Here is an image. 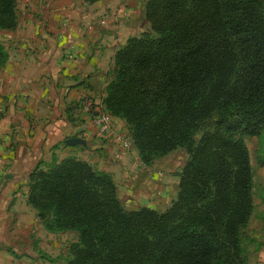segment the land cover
Returning a JSON list of instances; mask_svg holds the SVG:
<instances>
[{
	"label": "trees",
	"instance_id": "16d2710c",
	"mask_svg": "<svg viewBox=\"0 0 264 264\" xmlns=\"http://www.w3.org/2000/svg\"><path fill=\"white\" fill-rule=\"evenodd\" d=\"M144 16L152 34L116 50L103 103L143 164L185 149L175 198L127 210L111 174L65 157L32 169L27 201L46 230L77 233L66 264H245L252 168L234 135L264 129V1L147 0ZM16 24L15 0H0V29Z\"/></svg>",
	"mask_w": 264,
	"mask_h": 264
},
{
	"label": "crops",
	"instance_id": "0c3cea01",
	"mask_svg": "<svg viewBox=\"0 0 264 264\" xmlns=\"http://www.w3.org/2000/svg\"><path fill=\"white\" fill-rule=\"evenodd\" d=\"M81 2H53L42 10L46 22L26 13L1 33L8 58L0 66V264H37L38 249L52 236L27 201L29 174L38 164L87 161L111 174L130 209L163 210L176 196L177 175L160 176L161 165L143 164L134 146L123 150L92 122L104 107L116 50L149 25L144 7L137 0ZM88 95L92 113L78 111ZM115 121L128 132L124 120ZM72 136L83 143L68 144ZM259 256L264 264V246Z\"/></svg>",
	"mask_w": 264,
	"mask_h": 264
},
{
	"label": "rangeland",
	"instance_id": "374dc122",
	"mask_svg": "<svg viewBox=\"0 0 264 264\" xmlns=\"http://www.w3.org/2000/svg\"><path fill=\"white\" fill-rule=\"evenodd\" d=\"M137 1H139L141 6L143 5L145 9L147 0ZM53 2L62 6L67 2V0H15V11L17 18L28 13L31 15V17H35V19L37 18V20L42 17L40 19L44 21L45 18L43 17V11ZM71 2H75L76 5L83 4L81 0H71ZM2 30L3 29H0V45L4 46L1 43V39L5 38L4 35H1V33L4 34ZM145 31L152 34L150 25H148ZM214 123L215 117H209L193 135V141L197 142L202 132L214 128ZM125 129H128L126 124ZM234 137L241 139L244 142L249 154L252 168L251 193L253 200V210L247 224L241 231V243L245 257V264H260L259 250L262 246H264V237L261 236L264 231V129L255 135L236 133ZM187 158L188 154L186 153L185 149L183 147L177 146L163 155L155 156L152 159L151 164L155 162L156 164L161 165V171L159 174L160 176H163L164 172L166 173V176L173 177V175L178 176ZM175 189L176 195L178 187ZM118 197L125 209L133 210L130 209V207L127 205V202H122L121 196ZM49 232L52 233V236L49 237L48 240H45V248L38 249V252L36 253L35 258L37 264H66V261L71 257L69 246L78 241L77 233L72 230ZM34 247L37 249V244L34 243Z\"/></svg>",
	"mask_w": 264,
	"mask_h": 264
},
{
	"label": "built area",
	"instance_id": "2783aa9c",
	"mask_svg": "<svg viewBox=\"0 0 264 264\" xmlns=\"http://www.w3.org/2000/svg\"><path fill=\"white\" fill-rule=\"evenodd\" d=\"M93 101L91 96H84L79 104H78V111L83 109L87 112L92 113V106ZM116 117L110 114L105 107L96 109L95 112L92 114V122L97 129V132L101 135H111L115 142L118 143L120 148L126 150L133 146L132 138L129 132H125L118 126L116 123Z\"/></svg>",
	"mask_w": 264,
	"mask_h": 264
},
{
	"label": "water",
	"instance_id": "95a60500",
	"mask_svg": "<svg viewBox=\"0 0 264 264\" xmlns=\"http://www.w3.org/2000/svg\"><path fill=\"white\" fill-rule=\"evenodd\" d=\"M66 142L70 145H77V144H82L83 140L79 138L78 136H72L68 139H66Z\"/></svg>",
	"mask_w": 264,
	"mask_h": 264
}]
</instances>
